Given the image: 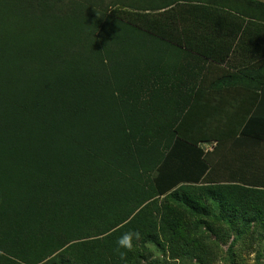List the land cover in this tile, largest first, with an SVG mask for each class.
<instances>
[{"label": "trees", "instance_id": "obj_1", "mask_svg": "<svg viewBox=\"0 0 264 264\" xmlns=\"http://www.w3.org/2000/svg\"><path fill=\"white\" fill-rule=\"evenodd\" d=\"M247 2L0 0V264H141L148 244L212 264L216 222L264 236V189L219 153L232 133L264 141V116L200 128L229 116L167 79L168 45L189 46L173 31L242 26Z\"/></svg>", "mask_w": 264, "mask_h": 264}, {"label": "crops", "instance_id": "obj_2", "mask_svg": "<svg viewBox=\"0 0 264 264\" xmlns=\"http://www.w3.org/2000/svg\"><path fill=\"white\" fill-rule=\"evenodd\" d=\"M248 1L254 3L239 7L232 4L238 8L234 17L244 21L242 26L234 21L233 28L221 22L220 26L207 29L173 31L175 41H182V32H188L189 41L188 47L168 45L167 62L174 70L167 79L178 84L173 96L187 100L193 112L197 109L204 114L229 116L210 118L200 128L232 133L241 129L249 117L264 116V0ZM210 56L225 58L215 62ZM184 124L185 128H191L196 124L194 116L189 115ZM215 146L213 142L199 144L209 153ZM219 153L230 156L229 175L236 183L243 181L249 187L264 189V141L232 133ZM212 160L215 175L227 177L223 166L219 168L222 159L215 155Z\"/></svg>", "mask_w": 264, "mask_h": 264}, {"label": "rangeland", "instance_id": "obj_3", "mask_svg": "<svg viewBox=\"0 0 264 264\" xmlns=\"http://www.w3.org/2000/svg\"><path fill=\"white\" fill-rule=\"evenodd\" d=\"M249 237L248 230L232 231L225 223L216 222L215 231L205 235V245L214 259L212 264H264V236L247 246ZM146 247V258L141 264H203L202 255L196 259L194 255L185 253L180 256L171 255L167 246L164 252L153 244Z\"/></svg>", "mask_w": 264, "mask_h": 264}, {"label": "clouds", "instance_id": "obj_4", "mask_svg": "<svg viewBox=\"0 0 264 264\" xmlns=\"http://www.w3.org/2000/svg\"><path fill=\"white\" fill-rule=\"evenodd\" d=\"M130 235H131V234H129V235H125L124 238L120 241V243H121V244H124V245H128V241H129V239H130ZM128 246H130V245H128Z\"/></svg>", "mask_w": 264, "mask_h": 264}]
</instances>
